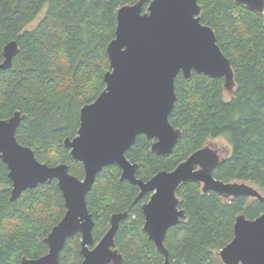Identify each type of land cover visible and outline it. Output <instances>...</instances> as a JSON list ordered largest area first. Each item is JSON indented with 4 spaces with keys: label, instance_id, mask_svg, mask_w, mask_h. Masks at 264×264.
<instances>
[{
    "label": "trees",
    "instance_id": "1",
    "mask_svg": "<svg viewBox=\"0 0 264 264\" xmlns=\"http://www.w3.org/2000/svg\"><path fill=\"white\" fill-rule=\"evenodd\" d=\"M136 0H0V62L3 46L16 40L18 52L11 66L0 72V118L24 114L17 140L34 150L48 165L66 163L83 178V164L63 144L74 137L80 109L104 89L109 69L106 46L114 37L117 9ZM200 21L212 27L216 41L231 61L235 86L224 98V78L192 73L174 80L176 101L170 123L181 129L171 153L158 155L151 141L137 135L125 155L138 163L137 177L146 180L160 170H171L209 138L226 135L230 153L214 169L222 181H249L264 190V25L262 15L234 0H197ZM144 9L146 3L143 5ZM42 14L37 24L27 28ZM116 164L103 167L86 194L97 242L113 213L128 211L120 221L115 247L121 264H162L159 252L143 230L138 186L120 178ZM11 180L0 158V264H20L47 252L44 238L65 212L55 179L24 190L10 200ZM185 218L168 229L164 239L170 264H221L214 251L233 237L235 217L255 218L264 211L257 199L239 195L225 200L217 192H202L200 184L184 182L176 190ZM80 233L68 237L59 264H80ZM111 264V263H109Z\"/></svg>",
    "mask_w": 264,
    "mask_h": 264
},
{
    "label": "water",
    "instance_id": "2",
    "mask_svg": "<svg viewBox=\"0 0 264 264\" xmlns=\"http://www.w3.org/2000/svg\"><path fill=\"white\" fill-rule=\"evenodd\" d=\"M234 1L261 14L264 25V0ZM200 12L197 0H136L117 9L115 34L106 46L109 69L103 75L105 87L94 101L81 107L77 134L63 142L72 158L83 164V178L71 174L66 163L48 165L39 161L31 147L17 140L16 129L24 117L20 111L0 118V158L11 180L10 200L55 179L65 204L63 216L44 238L47 252L35 259L22 257L20 264H59L66 239L75 233L81 235L80 264H121L115 235L128 211L111 214L107 231L94 242V221L86 204L96 174L112 164L120 168L121 179L138 186L133 202L151 192L141 206L142 228L164 255L162 264H170L164 245L166 232L185 218L176 195L180 184L196 181L202 183L203 191L213 190L225 200L245 195L264 204V194L257 186L214 177L220 158L208 146L147 180L137 177L138 163L125 155L139 134L151 141L153 153H171L181 136V129L169 121L176 101L174 80L179 73L185 79H190L193 72L223 77V87L234 89L231 61L217 44L212 27L200 21ZM17 52L16 40L3 46L0 72L11 66ZM233 230L232 239L217 253L223 263L264 264V211L252 219L238 214Z\"/></svg>",
    "mask_w": 264,
    "mask_h": 264
},
{
    "label": "rangeland",
    "instance_id": "3",
    "mask_svg": "<svg viewBox=\"0 0 264 264\" xmlns=\"http://www.w3.org/2000/svg\"><path fill=\"white\" fill-rule=\"evenodd\" d=\"M41 16H42V14L40 13L36 19H34L30 24L27 25V28H31V27L35 26L37 24V22L39 21V19L41 18ZM231 93H232V90H228V89L224 88V98H226V99L230 98ZM206 144H207V146H209L213 149H217L218 153L221 157H226L230 153V150H231V145H230V142H229L226 135H220L216 138H209L206 141ZM246 182L249 184L255 185L252 182H249V181H246ZM259 190L262 194H264V190H262V189H259ZM218 251H214L215 257L217 258V260H219V262L221 264H224L223 261L221 260V258L217 254Z\"/></svg>",
    "mask_w": 264,
    "mask_h": 264
},
{
    "label": "flooded vegetation",
    "instance_id": "4",
    "mask_svg": "<svg viewBox=\"0 0 264 264\" xmlns=\"http://www.w3.org/2000/svg\"><path fill=\"white\" fill-rule=\"evenodd\" d=\"M203 146H207L206 142H205L201 147H203ZM201 147H200V148H201ZM208 147H209V146H208ZM209 148H211V147H209ZM198 149H199V148H198ZM211 149L214 150V151L219 155L217 149H213V148H211ZM196 150H197V149H196ZM196 150H194V151H196ZM194 151H193V152H194ZM193 152H192V153H193ZM189 155H190V154H189ZM219 158H220V161H221V160L224 159L225 157H221V156L219 155ZM216 167H217V166H216ZM216 167H215V168H216ZM215 168H214V169H215ZM213 171H214V170H213ZM146 180H147V179H146ZM188 182H189V181H188ZM194 182H196V181H194ZM197 183L200 184V189H201V191H202V192H206V191H203V189H202V186H203L202 183H200V182H197ZM255 186H256V185H255ZM138 189H139V188H138ZM258 189H259V188H258ZM207 191H208V190H207ZM212 191H213V190H212ZM138 193H139V191H138ZM147 193L149 194V197H150L151 192H147ZM147 193H145V194H147ZM145 194H143V195H145ZM217 194H218V193H217ZM137 195H138V194H137ZM143 195H142V196H143ZM218 195H219V194H218ZM142 196H141V197H142ZM219 196H220V195H219ZM136 197H137V196H136ZM136 197H135V198H136ZM141 197H139V198H141ZM149 197H148V199H149ZM220 197H221V196H220ZM247 197H248V196H247ZM222 198H223V197H222ZM248 198H249V199H255V198H253V197H248ZM148 199H147V200H148ZM223 199H224V198H223ZM147 200H146V201H147ZM229 200H230V199H229ZM133 201H134V200H133ZM146 201H145V202H146ZM133 203H135V202H133ZM143 203H144V202H143ZM143 203H142V204H143ZM263 205H264V204H263ZM141 206H142V205H141ZM179 208H180V207H179ZM141 210H142V209H141ZM261 213H262V212H261ZM261 213H260V214H261ZM260 214H259V215H260ZM47 249H48V248H47Z\"/></svg>",
    "mask_w": 264,
    "mask_h": 264
}]
</instances>
